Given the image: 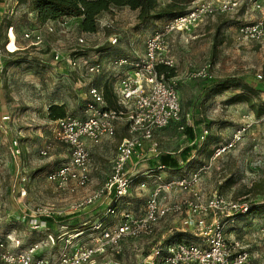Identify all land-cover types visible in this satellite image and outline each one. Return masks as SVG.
I'll use <instances>...</instances> for the list:
<instances>
[{
	"label": "rangeland",
	"instance_id": "rangeland-1",
	"mask_svg": "<svg viewBox=\"0 0 264 264\" xmlns=\"http://www.w3.org/2000/svg\"><path fill=\"white\" fill-rule=\"evenodd\" d=\"M30 1L0 0V47L5 44L6 26L14 24L17 42L15 45L11 34L9 48H19L13 54L0 56V64L4 68L0 72V235L18 234L24 247L38 243L39 255L54 259L61 252L60 246L52 245L46 234L19 223L17 214H31L39 207L50 208L57 218L50 220L48 233L58 237L75 230V225H78L77 229L86 230L90 224L86 225L83 219L91 214L97 216V221L102 219L108 206L104 201L74 215H65L70 204L83 194L82 190L75 194L61 192L47 180L52 166L70 160L69 149L54 138L55 123L47 118L48 107L52 103H63L70 114L76 118L82 116V103L88 87L93 84L102 89L105 82L111 83L123 74V69L112 65L114 56L135 58L143 55L147 38L166 20L149 28H138L136 11L127 7L113 8L103 15L104 20L111 22V28H100L98 23L97 32L83 33L79 29V21L68 18L66 28L57 27L52 33L46 27L41 28L42 41L34 45L23 39V34L32 28L30 25L35 29L39 27L30 14ZM258 16L240 9L210 17L190 36H170L169 52L175 62L184 125L194 129L199 149L193 151L192 141L186 132L175 126L157 131L154 138L158 145L157 153L148 151L150 144L145 142V156L134 158L129 166V176L134 181L125 200L126 208L133 214L141 213L152 192L154 177L151 175L159 172L161 154H169L179 162V170L175 172L162 170L164 181L189 176L201 163H205L216 143L229 140L234 130L250 116L256 123L243 142L218 159L198 186L204 198L219 192L235 201L252 202L254 212L229 226L227 231V238L232 240L234 231L246 228L243 236L251 253L249 264H264V128L258 121L260 118L254 116L247 104L236 102L235 97L249 93L247 88L250 87L254 90L251 93L253 101L264 106V41L240 42L237 30ZM81 37L86 40L82 48L77 45ZM114 37L118 43L111 45ZM56 51L64 56L86 54L91 60L103 64V76L86 75L81 70H72L64 62H55L53 54ZM202 69H206L211 77L205 79L192 75ZM225 81L234 83L235 87L212 94L215 84ZM116 129V136L103 139L94 154L98 167L97 187L110 176L117 147L127 136L124 120L117 122ZM204 130L208 131V140H200ZM48 144H51L49 155L42 156L40 151ZM146 172L150 174L145 175ZM139 182H145L146 186L141 188ZM187 197L184 192H172V201ZM12 214L15 216H10ZM109 218L111 223L117 222L114 216ZM186 219V214L170 216L158 224L152 236L127 240L123 242V251L119 255L107 253L98 262H139L153 247L177 241L178 236H182V240L199 243L200 239L185 227ZM72 227L75 228L72 230ZM8 245L12 250L11 244Z\"/></svg>",
	"mask_w": 264,
	"mask_h": 264
},
{
	"label": "built area",
	"instance_id": "built-area-1",
	"mask_svg": "<svg viewBox=\"0 0 264 264\" xmlns=\"http://www.w3.org/2000/svg\"><path fill=\"white\" fill-rule=\"evenodd\" d=\"M240 9L247 14L259 16L251 23L238 27L237 40L252 43L264 41V0H194L187 14L163 22L161 28L152 32L147 38L143 55L133 59L111 60L113 66L124 70L122 75L110 83L117 107H108L102 89L90 85L85 93L87 102L82 116L76 118L69 113L53 122L54 138L69 149L70 160L59 166H52L47 174V180L61 192L75 194L86 190L81 198L70 204L66 213L74 215L107 201L105 217L94 223H85L90 224L86 230L75 229L58 237L47 234L46 239L61 248L59 256L54 259L38 256V243L19 249L21 243L18 239L1 234L0 264H123L98 260L107 253L119 255L123 251V242L150 237L161 221L182 214L187 215L185 227L200 239L199 243L178 239L161 244L153 247L142 261L129 264L250 263L248 245L235 238L229 240L227 231L229 226L249 214L252 204L235 201L219 192L204 198L198 189L201 178L212 170L216 161L237 148L251 131L256 121L250 116L242 126L234 130L229 140L215 145L205 163L189 176L164 181L161 172L165 168L158 166L159 172L151 175L154 177L152 192L141 213L133 214L126 208L128 204L125 202L134 181L129 176V166L134 158L141 159L145 156V142L150 144L148 151L157 153L158 145L154 139L157 131L170 126L181 131L185 129L178 80L176 76L167 78L164 72L158 70L160 66L175 69V62L169 52L170 36H190L194 29L206 23L210 17L234 13ZM67 19L40 25L24 33L23 39L38 45L42 41L41 28L46 27L52 33L57 27L66 28ZM99 23L100 28L112 27L111 22L104 19H100ZM11 34L16 45L14 28L9 27L6 42L0 47V56L18 51L17 46L15 50L9 48ZM117 43V37L111 39V45ZM85 44V38L78 39V46L82 48ZM79 51L83 52L82 49ZM53 57L55 62H64L72 70H81L86 75L99 76L104 71L101 62L91 60L86 54L64 56L56 51ZM3 69L0 64V72ZM192 75L205 79L211 77L206 69ZM120 120H124L127 125V136L117 147L110 176L97 188L87 191L92 184L94 167L88 144L100 145L103 139L114 138L117 134L116 124ZM258 121L264 128V116ZM207 135L208 131L204 130L200 140H204ZM14 144L17 146V142ZM50 149L51 144H48L40 154L48 156ZM149 174L150 172H146L145 175ZM145 186V182L140 183L141 188ZM175 191L184 192L188 197L172 201V192ZM111 216L117 219L116 223L107 221ZM52 217L54 218L50 208L39 207L31 214H21L19 221L27 223L31 230L41 231L48 229L47 220ZM75 241L78 243L74 244ZM8 243L13 247L12 250Z\"/></svg>",
	"mask_w": 264,
	"mask_h": 264
},
{
	"label": "trees",
	"instance_id": "trees-1",
	"mask_svg": "<svg viewBox=\"0 0 264 264\" xmlns=\"http://www.w3.org/2000/svg\"><path fill=\"white\" fill-rule=\"evenodd\" d=\"M193 1L194 0H31L29 4V10L30 12H34L37 14L36 24H38L39 26L45 25L48 22H56L62 18H71L77 19L79 21V29L81 30V32L95 33L98 30L99 20L105 13L111 11L113 8L127 7L133 11H136L138 21L137 27L149 28L158 21H167L175 17L187 14L191 9ZM9 27H13L15 34L17 35L16 27L14 24H8L6 26L5 32L7 33ZM30 28V30H32L34 26L30 25ZM114 58L133 59L131 58V56L126 55H116V57L114 56ZM158 70L160 72H164L167 78L176 76L175 69L173 68L160 66ZM233 87H235V84L230 81L217 83L212 90V94H220ZM247 89L249 90V93L245 92L236 96L235 101L246 103L250 110L254 113V116L257 118H261L262 116H264V106L257 105L253 101V97L251 94L254 93V90L250 87ZM102 92L108 107L116 108V100L111 90V85L108 81L104 83ZM86 102L87 100L84 99L82 103L83 109ZM68 114L69 112L67 110L66 104L52 103L48 107L47 118L49 121L55 122L58 119L66 117ZM183 131L186 132L187 137L192 141V146L194 147L193 151L199 149L198 144L195 143L196 133L194 129L191 127H185ZM208 138L209 136H206V140H208ZM218 144L219 143H216V145ZM211 154L212 150L206 157V160ZM202 164L204 163H201L200 166ZM158 166H163L167 171L175 172L179 170L178 160L169 154H161ZM253 212L254 208H251L248 215L252 214ZM51 219L47 220L48 225L50 224L49 222ZM77 226L78 225H75L76 228L72 227L70 229H77ZM178 239H182V236H178Z\"/></svg>",
	"mask_w": 264,
	"mask_h": 264
},
{
	"label": "crops",
	"instance_id": "crops-1",
	"mask_svg": "<svg viewBox=\"0 0 264 264\" xmlns=\"http://www.w3.org/2000/svg\"><path fill=\"white\" fill-rule=\"evenodd\" d=\"M30 14H33V19H35V20H33V21H35V23H36V17H37V14L36 13H34V12H32V13H30ZM104 17L102 16V18L101 19H103ZM77 20V19H76ZM49 24L50 23H52V22H48ZM48 23H46V24H48ZM6 33V32H5ZM4 33V34H5ZM5 41H6V38H5ZM4 43V42H3ZM102 76H103V74H102ZM105 79H107V78H105ZM93 85V84H92ZM95 86H97L98 88L100 87L99 85H95ZM103 87V86H102ZM61 104H63V103H61ZM47 115H48V110H47ZM79 117H81V116H79ZM51 122V121H50ZM97 145H92L91 143H89L88 144V148H89V150H90V152H91V155H92V158H93V162H94V167H93V170H92V184L89 186V188L87 189V191H90V190H93V189H95V188H97V171H98V167H97V159H96V157H95V155L94 154H96V151H97ZM100 147V146H99ZM63 164V163H62ZM61 165V164H60ZM82 193H86V190L84 191V190H82L81 191ZM24 212H21L20 214H17L16 215V217H18V221H19V217L21 216V214H23ZM65 215H69L68 213H66L65 212ZM10 216H15V214H12V215H10ZM9 216V217H10ZM59 216H62V215H59ZM97 217V216H96ZM95 216H93L92 214H91V216H87V217H85L83 220H80V221H83V222H85V223H94V222H97V218H96ZM54 218H57V217H54ZM80 218H81V216H80ZM108 220H110L109 222L111 223V219L110 218H108ZM92 221H94V222H92ZM19 223H21V224H24L25 226H28V224L27 223H22V222H20L19 221ZM29 227V226H28ZM65 229L68 231L69 230V227L68 226H66L65 227ZM48 231H50V228H49V226H48V229L47 230H41L40 232L41 233H44V234H49L48 233ZM241 231H243V232H241ZM244 231H247L246 230V228H244V230H242L241 228H239V230H238V232H233L232 234H233V239L235 238V239H238V240H241V241H243V242H246V241H244L245 240V238H244V236H243V234H244ZM69 232V231H68ZM4 234V233H3ZM51 234V233H50ZM9 235H11V234H9ZM11 237H13V238H16V239H18L19 241H20V243H21V246H20V248L19 249H24V248H26V247H24L23 246V244H22V240H21V237L17 234H14V236H11ZM32 244V243H31ZM30 244V245H31ZM34 244V243H33ZM30 245H28V246H30ZM40 253H39V250L37 251V255L38 256H40L39 255Z\"/></svg>",
	"mask_w": 264,
	"mask_h": 264
}]
</instances>
